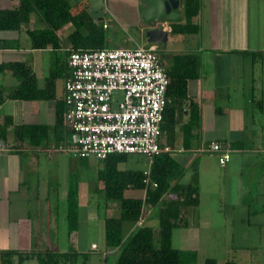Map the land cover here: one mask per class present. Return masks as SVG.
<instances>
[{
	"label": "crops",
	"instance_id": "1",
	"mask_svg": "<svg viewBox=\"0 0 264 264\" xmlns=\"http://www.w3.org/2000/svg\"><path fill=\"white\" fill-rule=\"evenodd\" d=\"M69 1L73 14L86 10L97 23L111 16V6L103 9L100 0ZM199 1L198 14L192 18L197 34L171 37L166 21L167 42L156 45L166 71L176 55L194 54L199 61L196 77L191 75L184 88L174 86L166 93L168 103H176L177 109L170 139L167 134L162 137L172 150L165 154L181 169L178 183L189 185L197 201L180 208L171 246L195 252L196 264L207 259L216 264H264V0ZM126 2L139 17L138 40L127 47L146 45L144 32L159 24H143L141 0ZM16 4L0 0L2 9ZM182 7L179 0L178 22L183 21ZM45 28L33 14L29 29ZM72 31L66 25L37 34L41 47H33L34 34L0 32V40L12 44L0 50V65L20 63L27 71L21 77L8 69L0 71V255L50 248L82 253L86 258L76 264H83L90 261L89 252L101 249L102 264H115V251L105 244L103 220L119 216L118 201L105 199L99 186L107 163L58 150L68 139L56 113L63 116L66 110L64 80ZM22 88L31 98L17 96ZM191 104L197 107L193 125ZM16 126L39 128L37 142L17 140ZM212 141L229 150L224 166L215 154L200 152ZM128 156L115 163L117 170L145 169L146 165L140 169L133 163L124 165ZM95 195L102 201L96 205L91 203ZM124 196L143 200L145 191L129 189ZM71 200L77 204L74 214L69 213ZM143 213L147 223L157 225L156 210L143 208ZM131 229L123 225L124 238Z\"/></svg>",
	"mask_w": 264,
	"mask_h": 264
},
{
	"label": "trees",
	"instance_id": "2",
	"mask_svg": "<svg viewBox=\"0 0 264 264\" xmlns=\"http://www.w3.org/2000/svg\"><path fill=\"white\" fill-rule=\"evenodd\" d=\"M16 1L17 4L14 8L2 9L0 7V32L17 31L34 34L35 43H32L33 47H41L42 43L38 41L37 34L48 31L50 33L56 32L66 25H71L73 31L68 35L70 50L108 48L104 44L101 31L105 29L103 19L97 23L86 10L73 14L69 0ZM199 7V0H183L181 11L183 21H170L171 37L197 34L198 29L192 24V18L198 14ZM33 14L40 17L46 27L44 30L31 31L29 29L30 18ZM100 24L102 26L99 27ZM11 47V42L0 40V50ZM198 64L199 61L194 54H181L173 57L169 71H167L169 77L167 92L174 86L180 89L184 88L187 78H191L193 74L196 77ZM5 69L13 71L17 77L24 74L27 76V71L25 72L20 63L0 65V71ZM22 89L17 96L23 99L31 98L24 90L25 88ZM176 109V103H167L163 114L164 122L161 128L163 135L167 134L169 139L176 123ZM196 112L197 107L191 104L189 106L191 119L189 124L191 125L197 122ZM56 116L58 124L64 123V118L59 111H57ZM38 129L36 127L16 126L14 128L15 137L19 141L29 138L32 143H36L39 137L35 133ZM66 130L69 132L68 129ZM126 157L127 155L109 156L102 160L107 164L99 177V186L105 199L118 201L119 216L104 218L103 220L105 244L108 249L115 251V264H196L195 252H184L171 246V232L175 227H178L179 218L182 215L180 208L197 203L193 199L190 186L178 183L181 169L171 157L165 153L159 154L154 159L150 174V181L156 183V187L145 188L143 171L133 169L120 171L115 167L117 161H123ZM129 189L144 190L145 198L141 200L125 197L124 193ZM70 203L69 213L74 214L75 209H77L76 201L71 200ZM143 208L145 211L156 210V226L145 221L143 226L134 227ZM126 224L132 229L124 238L121 231L123 225ZM82 256L86 258V255L77 251L61 252L50 248L31 249L24 253L3 251L0 255L1 264H28L31 262L33 264H76L79 258H83ZM204 264H216V261L207 259Z\"/></svg>",
	"mask_w": 264,
	"mask_h": 264
},
{
	"label": "built area",
	"instance_id": "3",
	"mask_svg": "<svg viewBox=\"0 0 264 264\" xmlns=\"http://www.w3.org/2000/svg\"><path fill=\"white\" fill-rule=\"evenodd\" d=\"M66 60L63 121L69 132L58 150L98 160L143 156V183L145 188H155L156 183L150 181L154 159L172 151L162 143L169 77L157 46L69 50ZM200 152L215 154L220 166L230 158L229 150L215 141ZM144 222L142 211L134 227Z\"/></svg>",
	"mask_w": 264,
	"mask_h": 264
},
{
	"label": "rangeland",
	"instance_id": "4",
	"mask_svg": "<svg viewBox=\"0 0 264 264\" xmlns=\"http://www.w3.org/2000/svg\"><path fill=\"white\" fill-rule=\"evenodd\" d=\"M102 3V4H101ZM100 6L107 10L110 9L109 13L111 16H106L104 18V23L106 24L105 29H102L104 44L108 48H117V47H127L133 45L131 40H138V37L135 33L137 29L135 20H138V16L135 15V9L132 3L126 2V0H100ZM141 9V6H140ZM102 26L101 24L99 27ZM140 38V37H139ZM143 41V40H142ZM133 163V166L137 169L145 167L146 159L143 156L139 155H129L125 160V164L129 166ZM101 200H98L97 195L91 199V203L95 205L101 203ZM94 229V228H93ZM96 244H99L98 242ZM102 251L101 249L93 250L88 253L90 261L83 264H102ZM109 264V261H107ZM80 264V263H79Z\"/></svg>",
	"mask_w": 264,
	"mask_h": 264
},
{
	"label": "water",
	"instance_id": "5",
	"mask_svg": "<svg viewBox=\"0 0 264 264\" xmlns=\"http://www.w3.org/2000/svg\"><path fill=\"white\" fill-rule=\"evenodd\" d=\"M144 8L141 10V21L145 25L159 24L157 27L148 28L143 36L147 44L160 45L167 42L168 33L165 23L179 18V0H141Z\"/></svg>",
	"mask_w": 264,
	"mask_h": 264
}]
</instances>
